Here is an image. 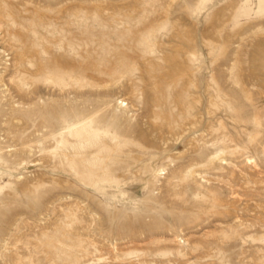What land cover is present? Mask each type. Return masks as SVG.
<instances>
[{"label": "rangeland", "instance_id": "obj_1", "mask_svg": "<svg viewBox=\"0 0 264 264\" xmlns=\"http://www.w3.org/2000/svg\"><path fill=\"white\" fill-rule=\"evenodd\" d=\"M0 264H264V0H0Z\"/></svg>", "mask_w": 264, "mask_h": 264}]
</instances>
